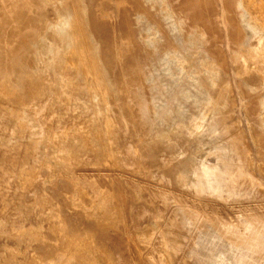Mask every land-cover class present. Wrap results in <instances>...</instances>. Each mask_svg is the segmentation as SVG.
<instances>
[{"label":"bare ground","instance_id":"obj_1","mask_svg":"<svg viewBox=\"0 0 264 264\" xmlns=\"http://www.w3.org/2000/svg\"><path fill=\"white\" fill-rule=\"evenodd\" d=\"M145 1L157 17L140 0H0V264H188L184 222L221 218L177 219L165 195L153 200L115 175L143 166L167 174L178 188L204 182L205 170L192 177L203 139L218 132L212 143L226 155L241 144L231 119L237 95L258 129L253 141L261 177H252L251 185L261 194L255 205L263 209L264 0H237V7L235 0H223L221 11L236 27L231 48L224 45L217 0ZM129 5L144 13L137 20L147 17L137 37ZM156 49L166 51L169 79H189L201 95L188 93L190 102L166 115L163 130L152 134L144 117L156 109L149 96L137 97L146 65L137 58ZM52 102L59 108L49 117V130L44 113ZM166 150L187 159L168 164ZM238 154L249 173L250 154ZM86 166L94 177L80 174ZM217 168L213 183L224 188L230 172ZM99 178L112 187L104 188ZM221 202L224 208L230 203ZM31 213L34 222L27 223ZM223 214L229 223L233 213ZM246 214L264 223V216Z\"/></svg>","mask_w":264,"mask_h":264},{"label":"rangeland","instance_id":"obj_2","mask_svg":"<svg viewBox=\"0 0 264 264\" xmlns=\"http://www.w3.org/2000/svg\"><path fill=\"white\" fill-rule=\"evenodd\" d=\"M140 1L142 6L148 9L154 17L158 16L154 7L149 6L145 0ZM216 3L219 10L216 13L220 20L219 26L223 28L224 35L226 33L224 45L231 48L234 46L233 31L235 24L231 23L225 17L226 14L221 11L224 4L223 0H217ZM233 3L237 7L238 1L235 0ZM127 8L131 31L137 37L143 32L147 17L137 20V16H143L144 13L134 10L130 5ZM238 12H241V10L238 9ZM169 36L172 39L175 36V32L169 30ZM168 49L170 50V46ZM137 59L141 62H146L142 70V84L137 90V97L140 100H144L149 96L151 105L156 109L155 112L144 117L150 133L155 134L163 130L166 124L165 116L180 105L188 104L193 96L196 97L200 94V89H197L196 84L189 79H181L176 84L169 79V76L163 70L164 65H166V51L164 50L156 49L150 56H145L143 52H140ZM171 68L174 73L180 72L178 68ZM230 75L232 78L233 73L231 71ZM232 92L237 94L234 86ZM188 93L192 94L189 99L186 98ZM243 103L244 99L237 95L231 118L236 123L237 129L241 134L239 148L233 149L226 155L221 146L219 147L212 143L218 132H210L203 139L204 146L196 150L193 155L192 169L194 173H192V177L199 178L204 174H202V170H205L208 176L204 182H195L187 188H178L172 184L167 174L143 166H140L139 170L134 174L122 176V174L116 172V180L122 184L120 180L124 179V182L131 190L137 191L143 188L153 200H158L157 193L165 195L167 197V210L175 213L177 219H181L180 216L186 218L193 214L217 215L218 218H221L218 221L205 222L204 224L200 222H184V242L187 245V249L190 250L188 264H264V223L251 222L246 214L248 212H256L259 218L260 215L264 216V212H262L263 215L260 212L264 211V206L261 209L255 205L256 199L261 194L251 185L252 177L255 175L258 178L261 177V173L257 171L256 167L261 163V156L256 155L255 148L257 145L253 141L254 137L258 135V129L249 120L251 115H248V117L250 116L248 119L244 113L242 109ZM58 108L59 104L52 102L45 110L44 114L47 118L46 124L49 130L53 123L49 117L52 111ZM72 114L71 110H67L66 118L71 117ZM204 120L210 122L211 116H205ZM147 146H151V142L147 143ZM241 150L244 151V154H250L249 173H245L239 164L238 152ZM149 151H153V149L149 147ZM180 157L187 159L184 158V153L182 152L166 150L165 162L169 164ZM88 162L91 164V161ZM217 164L225 166L226 170L230 172L227 179L229 185L224 188H218L213 183V176L218 174ZM79 172L86 178L96 175L92 166H86L80 169ZM110 175L114 177L113 173ZM99 180L104 188L110 189L112 187L105 179L99 178ZM226 187H229L230 191ZM223 200L230 202L226 205V208L223 207L221 202ZM225 209L233 213L232 217L230 216L228 219L229 223L224 221L226 219L225 214L221 215ZM226 214L228 215V213ZM26 222H34L32 213ZM3 227L6 230L9 229L7 223ZM171 229L174 228L171 227ZM8 242L11 241L8 240ZM151 244L153 243L151 242ZM151 244L148 245V248H151ZM125 251L126 255L129 254L127 248Z\"/></svg>","mask_w":264,"mask_h":264}]
</instances>
